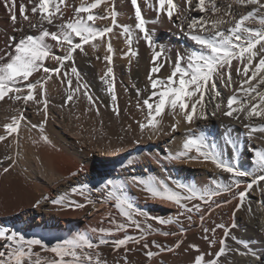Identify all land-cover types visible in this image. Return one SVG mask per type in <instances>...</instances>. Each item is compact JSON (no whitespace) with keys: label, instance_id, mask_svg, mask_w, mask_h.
Segmentation results:
<instances>
[{"label":"snow or ice","instance_id":"snow-or-ice-1","mask_svg":"<svg viewBox=\"0 0 264 264\" xmlns=\"http://www.w3.org/2000/svg\"><path fill=\"white\" fill-rule=\"evenodd\" d=\"M129 2L134 12V28L118 23V12L114 6L111 11L108 10L107 0H93L90 4L82 2L79 6L73 7L72 16L69 18H65V10L70 7L66 0H27V3L25 0H0L7 13L12 32L20 33L19 37L6 35L3 45L0 46V101L8 97L14 103L22 101L27 105L31 100L43 104V120L31 127L39 130L40 141L45 145H51L45 133L49 116L44 92L45 83L55 74L57 79L62 75V83L66 81L71 86L70 71L77 77V88L73 89V92L79 91L80 88L87 89V85L80 84L74 53L77 50L83 52L85 45H92L95 50L97 45L93 43L94 41L114 33V29H119V35L125 39L128 47V52L124 53L125 57L130 56L135 59L139 55L138 49L133 50V45L141 40L151 52V68L147 73L148 86L145 89L148 94L142 100V107L139 103L142 92L139 88L136 90L138 109L142 112L147 110L146 122L137 121L141 137L146 129L153 134H159L158 118L162 117L166 110L174 121L171 124V132L178 131L181 123L191 126L196 121H207L210 115L216 117L219 113L223 117L240 121L249 140L254 139V134L257 132L264 133V124L254 123V120L264 121V90H261V86H264V0H232L227 8L217 6L216 0H184V10L180 9L175 0H154V3L144 0L147 8L155 12L156 18L152 21L147 20L143 15L139 0H129ZM102 3L105 4L104 14L95 13L93 10ZM233 4L253 7L237 18L232 11ZM194 11H198L200 15L191 16L190 13ZM162 17H166L172 27L197 47L178 50L173 59L164 44L157 41L155 30L148 28L149 23H160ZM108 19H110L108 26L102 29L94 27L97 20ZM253 24L257 27L249 26ZM225 25H227L226 29ZM49 26L56 30H51ZM77 40L79 42H75ZM49 41L54 43L50 44ZM54 48L64 54H55ZM105 50L107 54L103 59L108 66L101 81L111 97L112 111L119 115L114 84L109 82L110 79L114 80L112 65L114 49L111 43H108ZM97 59L100 57L97 56ZM47 60L55 61L57 67H47L45 63ZM69 61L72 62L70 69L62 71ZM233 61L237 62L234 68L235 78ZM166 65H170L172 70L162 79L158 74ZM37 73H42L43 76L33 83L31 78ZM237 80L239 87L235 86ZM217 82L233 90L226 103L219 99L221 92ZM37 87L40 89L39 100L34 96ZM83 95L88 103L95 107V100L87 90ZM73 98V94H68L64 104L67 105ZM212 104L214 107L209 115V105ZM16 111L19 115L13 116L11 122L3 126L5 135H0V141L16 133L14 143H18V129L26 117L19 109ZM96 111L99 114L98 108ZM232 131L230 126L226 127L222 134L221 146L209 141L203 131L199 129L193 131L189 127L181 150L175 153L165 150V153L157 157L158 163L162 161L186 163L189 160L202 158L203 161L213 164L217 170L228 174L226 179L218 177L211 179L210 184L197 186L169 178L172 185L169 186L166 180L151 176L131 177V184L145 193L146 200L177 209L175 216L168 218L151 216L136 207L125 195L126 186L116 185L112 180H106L100 187L77 183L70 188V192L59 194L55 199H51L50 203L61 211L82 210L87 205H91L96 210L97 201L90 195L95 191L101 194L100 205L107 206L111 202L121 219L118 220L117 215L108 211L104 219L111 227L91 229L92 233L98 234V242L78 234L70 239H58L55 244L50 245L43 238H26L18 230L0 227V240L4 241L0 248V264H108L107 260L101 259V246H110L114 253L123 249L127 264L126 254L133 250L129 245L142 246L147 250L146 257L151 260L158 253L148 250L149 236L183 237L187 231L183 227L184 221L192 225L196 217L200 221L199 227L204 234L202 238L207 241L208 247L214 248L217 243L219 247L214 253H207L211 258L206 259V255L201 253L196 244H188V248L198 253L193 264H222L221 257L230 251L251 258L244 264H264V248L257 251L252 246L256 243L264 244V240H245L232 234L233 229L240 227L235 218L246 202L248 223L255 222L252 193L257 191L260 193L262 199L258 203L261 212L264 213V149L249 146L248 160L251 167L240 166L237 158L238 140L232 138ZM151 138L150 135L149 139ZM133 143L139 144L140 141L134 140ZM229 149L230 157L227 156ZM191 153L195 155H190ZM3 171L8 172L9 169L4 168ZM82 171L84 169L78 167L70 175L75 178ZM72 197H82L83 202ZM44 199L48 200V197ZM40 204L41 201L37 200L32 207L37 208ZM229 205L232 206L231 223H218L213 220V227H205V221L213 211ZM149 220H154L156 224L165 227L176 225L178 231L153 229L152 225L147 223ZM129 229H134L138 235H130ZM217 230H222L223 233L218 241ZM258 231L264 236V219L260 220ZM119 233L124 235L120 237ZM229 238L236 245H240L243 251L241 248H230L227 243ZM183 242V239H177L169 247L152 240L151 247L172 252L179 249ZM36 247L43 253L53 254L52 257L34 251Z\"/></svg>","mask_w":264,"mask_h":264},{"label":"bare ground","instance_id":"bare-ground-1","mask_svg":"<svg viewBox=\"0 0 264 264\" xmlns=\"http://www.w3.org/2000/svg\"><path fill=\"white\" fill-rule=\"evenodd\" d=\"M66 2L69 3L70 7L65 10V18H69L72 16L73 7L79 6L82 2L90 4L93 0H66ZM175 2L179 5L181 10H184V0H175ZM216 2L217 6L227 8V5L232 3V0H216ZM25 3H27V0H25ZM139 3L145 18L149 21L154 20L156 18L155 12L147 8L144 0H139ZM148 3H154V0H148ZM107 6L109 11L112 10L113 6L115 7L118 12V23L126 24L134 28V12L129 0H107ZM30 7L29 5V8ZM252 7L253 6L244 7L233 4L232 11L238 18L239 15L246 14L247 11H250ZM104 8L105 4L102 3L93 11L103 15ZM29 15H31L30 12ZM190 15L199 16L200 13L194 11L191 12ZM109 24L110 19L97 20L94 27L102 29ZM249 26L257 27L255 24ZM49 27L51 28V26ZM224 27L226 29L227 25ZM148 28L150 30H155L157 41L164 44L166 50L173 59L178 50L182 51L185 47H197L182 36L176 28L172 27L166 17H162L161 22L158 24L149 23ZM51 30L55 31L56 29L51 28ZM119 31V29H114V33L108 34L107 37L101 40L94 41L93 43L97 45L95 50L92 45H85L83 52L77 50L74 53L75 67L79 72L80 84L87 85V89L80 88L79 91L73 92V89L77 88V77L70 71L69 75L72 78L71 86H69L66 81L62 83V75L60 79H57L55 74L45 83L44 92L47 101V110L49 112L48 120L45 125V133L49 137L51 145H45L40 141L39 130L31 127L33 124L38 125L43 120V104L35 103L31 100L27 105L22 101L14 103L8 97L0 101V135H5L3 126L10 123L13 116L19 115V112L16 111L17 109L22 111L23 115L26 117V119L21 122V127L18 129V143H14V138L17 137L16 133L12 136H8L4 141H0V227L8 230H18L22 232L26 238H43L45 242L50 245L55 244L58 239H70L78 234L89 237L93 242H98V234L92 233L91 229L111 227L108 221L104 219L105 214L108 211H112L113 214L117 215L118 220L121 219L111 202L109 205L103 206L101 210H97L101 206L99 203L101 194L93 191L90 195L92 199L97 201L96 210H94L91 205H87L82 210L61 211L58 210L56 206L52 205L50 200L55 199L59 194L70 192V188L76 186L77 183H87L90 187H100L106 180H112L116 185L126 186L125 195L132 200L136 207L148 212L151 216L160 218L175 216L177 212L175 208L170 215L154 210L150 206L153 201L146 200L145 193L141 192L137 187H134L130 179L132 176H151L166 180L169 186H172L171 179L197 186L210 184L211 179L218 177L226 179L228 174L217 170L213 164L203 161L202 158L199 160H189L186 163L157 162V157L165 153V150H170L172 153L181 150L186 130L189 127H191L193 131L197 129L203 131L209 141L222 146V134L226 127L230 126L233 129L231 133L232 138L238 140L237 158L240 166L244 168L251 167L248 160L249 146L264 149V133L257 132L254 134L255 138L249 140L245 135L246 130L240 121H234L223 117L219 113L216 117H211L210 114L214 107V104H212L209 105L208 109L210 115L209 120L196 121L195 124L191 126L181 123L176 132L170 131L171 124L174 123V121L172 117L167 114L166 110L162 117L158 118L160 120L159 134L157 135L151 132L150 135L152 138L149 139L148 137L149 143L153 144V146L146 145L143 149L127 147L119 150L118 148V151H114L111 147L108 149L105 147V153L103 155L100 154L103 160L100 161L94 160L89 154L87 155L85 151L82 150L83 147H80L75 143V140H72L71 135L74 133L78 124H85L87 119L101 120L104 115L112 110L113 104L111 97L107 93L106 86L101 81V77L108 66L107 62L103 59L107 54L105 49L108 43H111L114 49L112 61L114 80L110 79L109 82L114 85H119L118 80H120L123 81L124 85H134L135 93L137 88H139L142 92L141 97L143 98L145 96L147 97L148 94L145 89L148 85L147 73L151 68L150 49H148L144 41L141 40L138 44L134 43L133 45V50L138 49L139 55L135 59H132L130 56L125 57L124 53L128 52V47L125 43V39L119 35ZM32 34L36 33L32 32ZM6 35H16L19 37L20 33L12 32L11 24L7 19V13L2 4H0V46L3 45ZM75 42L79 41L77 40ZM49 43L51 44L54 42L49 41ZM53 52L57 55L64 54L59 49L55 48ZM97 56H99L100 59H97ZM45 63L49 68L57 67L55 61L47 60ZM71 65L72 62L69 61L66 68L62 71L69 70ZM236 65L237 62L233 61L234 78V68ZM171 70V66L166 65L161 69L158 75L160 78L164 79L170 74ZM42 76V73L34 74L31 80L34 83ZM217 83L221 92V97L219 99L226 103L227 98L233 94V90L223 87L219 82ZM235 86L239 87L238 80ZM85 90H87L95 100V107L90 105L87 98L83 95ZM261 90H264V86H261ZM39 93L40 89L37 87L34 90L36 100L40 99ZM68 94H73L74 98L65 105L64 101ZM96 108L99 109V114H97ZM99 123L100 121L98 124ZM254 123L260 125L264 124V121L254 120ZM99 133L101 134V132ZM165 133L170 134L166 135ZM106 134H104V137ZM108 137L112 139L110 136ZM108 137L106 136V138ZM100 138L101 137H99V139ZM34 141L36 142L34 143ZM93 153H95V150ZM190 155H195V153H191ZM227 156H231L230 149L227 151ZM8 157H11V159H8ZM106 159L115 160H111L110 163L112 164L106 165ZM13 161H15V163ZM78 167H82L84 171L80 172L75 178L71 177V172L75 171ZM4 168H8L9 171L4 172ZM45 197H48V200H45ZM72 198L83 202L82 197ZM261 199L262 197L258 191L251 194L252 211L255 214V222L248 223V205L246 202L244 208L236 215L235 219L240 227L232 230L233 235L245 240H264V236L258 231L259 222L261 219H264V213L261 212L258 203ZM37 200H40L41 204L39 207L33 208L32 205ZM231 209L232 206L229 205L213 211L211 216L206 219L205 227H213V220L218 223H231ZM147 223L151 224L153 229L178 231V226L176 225L165 227L156 224L154 220H149ZM199 223L198 217L194 218V223L192 225H189L185 220L183 227H185L187 231L183 237L169 236L165 238L159 235L149 236L148 242L150 249L148 250L158 253V255H155L151 260L146 257L145 252L147 250L142 246L129 245V248L133 250L126 254L127 264H193L194 258L198 253L188 248V244H196L201 253L206 255V259H210L211 257L208 256L207 253H214L218 250L219 244L217 243V245L211 249L208 247L207 241L202 238L204 234L199 227ZM129 234L134 236L138 235L134 229H129ZM118 235L122 237L124 234L119 233ZM222 235V230H217V241L222 238ZM177 239H183L184 242L179 249H175L172 252L160 251L157 248L151 247L152 240H156L161 245L171 247ZM3 243L4 241L0 240V248H2ZM227 243L230 248H241L243 251L242 247L236 245L231 238L228 239ZM252 246L255 247L257 251L264 248V244L260 243L253 244ZM34 251L41 252L43 256L49 258L53 255L51 253H43L38 247L34 248ZM100 252L101 259L107 260L108 264H125V252L123 249L114 253L110 246H101ZM249 259L251 258L240 256L236 252L230 251L225 256L221 257V262L222 264H244V262Z\"/></svg>","mask_w":264,"mask_h":264},{"label":"rangeland","instance_id":"rangeland-1","mask_svg":"<svg viewBox=\"0 0 264 264\" xmlns=\"http://www.w3.org/2000/svg\"><path fill=\"white\" fill-rule=\"evenodd\" d=\"M118 84L119 85H114V91H115V94L117 96L116 105L118 106L119 115H115V113L112 110H110L109 113L104 115L101 120L87 119L88 121L86 120L85 124H78L74 133L71 135L72 140H75V143H77L80 147L82 146L83 147L82 150H84L87 155L88 154L91 155V157L96 161L103 160V158L101 157L100 154L103 155L105 153L104 151H106V148L108 149L109 147H111L114 151L115 150L118 151V148H119V150L121 148H127V147H135V148L143 149L146 145L153 146V144L149 143V140H148V137H149L151 131L146 129L144 131L143 136L141 137V132H140L139 125H138L137 121L146 122L145 116L147 114V111L145 109L144 112H142L137 107L138 98H137V95L134 91L135 86L134 85H124L123 81H120V80H118ZM144 98H146V96ZM144 98L141 97L139 100L141 107H142V100ZM142 113H144L145 115ZM114 115H115V117H114ZM99 121H100V123L98 124ZM93 124H94V126H93ZM86 128H87L88 132H87ZM102 128H104V129H102ZM98 131L101 132V134ZM102 133H104V134L107 133V134L104 137V134H102ZM77 134H78V136H77ZM106 136L107 137L110 136L112 139H110L109 137L106 138ZM99 137L104 138V139H101V138L99 139ZM78 139H80V140H78ZM134 140H139L140 143L134 144L133 143ZM101 147L104 149H102ZM94 150H95V153H93ZM106 160H107L106 165L107 164L110 165V164H112V163H110L111 160L113 161L115 159H106ZM150 206L154 210H156L160 213L167 214V215H170L174 209V208H170L166 204L165 205H161L160 203L158 204V202L157 203L152 202L150 204ZM101 208H102V206H100L99 209H97V210H101Z\"/></svg>","mask_w":264,"mask_h":264}]
</instances>
